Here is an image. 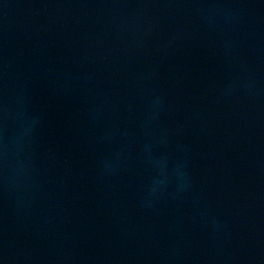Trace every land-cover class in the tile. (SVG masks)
<instances>
[{"label":"water","instance_id":"1","mask_svg":"<svg viewBox=\"0 0 264 264\" xmlns=\"http://www.w3.org/2000/svg\"><path fill=\"white\" fill-rule=\"evenodd\" d=\"M0 264H264V0H0Z\"/></svg>","mask_w":264,"mask_h":264}]
</instances>
